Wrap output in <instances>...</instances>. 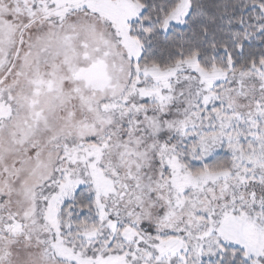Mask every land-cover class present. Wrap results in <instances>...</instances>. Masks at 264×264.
I'll use <instances>...</instances> for the list:
<instances>
[{
	"label": "snow or ice",
	"instance_id": "6c2138e0",
	"mask_svg": "<svg viewBox=\"0 0 264 264\" xmlns=\"http://www.w3.org/2000/svg\"><path fill=\"white\" fill-rule=\"evenodd\" d=\"M0 264H264V0H0Z\"/></svg>",
	"mask_w": 264,
	"mask_h": 264
}]
</instances>
